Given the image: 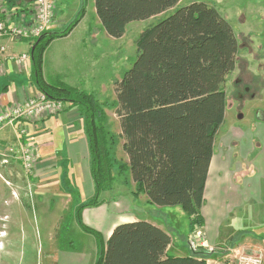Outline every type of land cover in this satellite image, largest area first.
<instances>
[{
	"label": "trees",
	"instance_id": "16d2710c",
	"mask_svg": "<svg viewBox=\"0 0 264 264\" xmlns=\"http://www.w3.org/2000/svg\"><path fill=\"white\" fill-rule=\"evenodd\" d=\"M181 1L95 0L97 17L115 40L125 36L129 24L174 10L141 33L137 60L116 83L115 112L127 164L118 161L115 138L104 125L107 117L92 94L43 81L46 49L55 38L67 37L83 12L65 30L49 31L53 36L41 41L31 58L40 92L77 107L83 119L96 194L80 206L77 221L102 249L96 264H208L189 254L171 255V235L152 222L121 224L105 244L82 220L84 209L104 203L101 196L113 189L115 172H128L152 205L181 207L189 217L190 232L203 225L209 168L226 117L224 84L236 69L239 42L215 7L193 2L176 9Z\"/></svg>",
	"mask_w": 264,
	"mask_h": 264
},
{
	"label": "crops",
	"instance_id": "0c3cea01",
	"mask_svg": "<svg viewBox=\"0 0 264 264\" xmlns=\"http://www.w3.org/2000/svg\"><path fill=\"white\" fill-rule=\"evenodd\" d=\"M262 3L264 0H256L255 5ZM5 4L12 14L14 12L15 19L8 21V25L12 26L16 24L17 17L29 18L33 0H5ZM81 13L83 17L77 27L67 37L55 38L46 49L42 77L46 84L61 83L87 92L92 76L91 73L81 74L80 63L83 60L77 55L79 51L87 53L84 59H90L95 69L98 54H103V35L106 34L97 17L95 0H55L51 31L59 30L62 22L72 21ZM246 33H250L249 29H246ZM3 43L8 51L0 55V63L4 64L0 72V115L12 106L24 105L42 93L35 83L32 61L23 67L16 65L10 58L28 52L31 54L34 41L8 39ZM24 44L27 48L22 47ZM75 46L78 48L77 55L74 54ZM256 99L260 100V104L264 103L262 98H253ZM63 104L64 107L56 114L47 112L34 119L16 122V128L8 126L0 129V171L7 181L11 179L18 182L19 176L27 188L35 191L36 197L49 200V204L38 205V208L31 206L41 214L40 222L43 229L47 230V261L52 264H96L100 255L99 243L91 236H82L83 231L79 228L75 213L78 205L92 200L96 194L88 140L79 110L69 103ZM247 114L248 117L246 114L239 116L241 121L247 120L245 124L240 122L242 125L239 127L232 124L231 130L219 142V134L216 138L206 183L205 203L201 210L203 225L197 231L204 234L210 246L240 247L249 252L264 253V106ZM227 117L226 110L225 120ZM22 128L27 133V143L34 148L37 157V170L33 175L23 170L15 154L6 151L9 148L18 152V143L23 138L18 141L15 132ZM18 166L22 172H19ZM6 189H1V192ZM64 194L75 198L67 205L59 204ZM120 194L117 199L110 197L103 200L101 197L103 204L82 212L83 224L101 234L105 244L117 226L143 220L129 212L144 211L138 209V204L135 205L137 200L129 199L126 193ZM15 205L13 207L21 213L28 209L26 205ZM68 213H72L71 229L77 235L78 247L73 243L67 246L65 244L70 242L62 241L65 224L69 221ZM147 221L166 229L161 222ZM172 248L178 247H171L170 253L173 252ZM175 254L188 255L181 248L176 249ZM217 254L222 253H214L213 258ZM222 255L223 261L219 262L224 264L227 256Z\"/></svg>",
	"mask_w": 264,
	"mask_h": 264
},
{
	"label": "rangeland",
	"instance_id": "374dc122",
	"mask_svg": "<svg viewBox=\"0 0 264 264\" xmlns=\"http://www.w3.org/2000/svg\"><path fill=\"white\" fill-rule=\"evenodd\" d=\"M193 2L206 3L209 6L215 7L221 16L232 26L235 37L240 45L237 56V68L227 77L226 83L224 84V90L227 94L228 117L221 127L218 137L219 142V140L231 130L232 124L239 127L247 122V120L243 122L244 120L241 121L239 119L241 114H246L248 117L247 112H253L259 107L264 106V103L260 104V100H253L252 98V95H254L259 99L262 98L264 101V85H259V83L264 80V11L262 13L264 3H262V5H255L256 0H182L176 9L185 7ZM173 13L174 10L172 9L157 17L145 21H135L129 24L126 29V34L122 39L113 40L107 37L104 33L102 42L103 54L102 56L100 53L98 54L97 66H95V69L93 68L94 66L90 59H84V55H87V53L85 54V52L81 53L79 51L77 55L78 48L76 46L74 47V54L83 60L80 63L77 59V62H79L81 66V74L91 73L90 76H92V83L90 87L86 89L87 93L94 96L107 117L104 125L106 131L111 133L115 138L116 157L122 164H127L126 160H128V158L122 149L123 140L121 128L115 112L117 102L115 92L116 83L121 79L124 72L131 69L135 64L138 57L137 41L141 33L148 27L158 23L160 19ZM242 16H244V18ZM72 22L73 20L62 22L59 26V30L55 31L59 32L65 30ZM246 29H249L250 31L248 35ZM96 35L98 36L99 34L96 33ZM22 47L27 48V45L24 44ZM251 48L255 50V52ZM242 78H245L244 81H242ZM238 79L240 80V85L236 83ZM249 80H251L250 83L248 82ZM244 87L250 89L248 91L249 94L240 100V98H237L236 94L244 91ZM63 107L64 104L61 109ZM74 108L78 109L77 107ZM61 109L57 111H60ZM34 118H36V116L31 119ZM240 122L243 123L241 124ZM5 127L8 126L2 122L0 124V129ZM9 127L16 128L14 125ZM22 131L25 132L24 128H22V130H17L15 132L16 137L18 138V141L23 138L25 142H22L23 140L20 142L27 145L29 150L33 153L34 148L27 143L25 138L27 136L23 135ZM20 144L18 143L17 153L14 149L11 151L9 148L6 151L8 152L9 150L11 154L16 155L23 170L28 174L29 172L25 169V166L20 160L22 154V146H20ZM10 153H7L6 155L10 156ZM3 163H5V161ZM36 163L37 157L34 162L32 175L35 174V171L37 170ZM18 169L19 172L23 171L19 166ZM117 174L118 172H115L116 179L113 189L102 194L101 197L103 200L110 199V197H115L114 199H117V197L121 196V192L122 194L126 193L129 199L135 198L137 200L135 205L138 204L139 210H144L136 211L135 213L131 211L129 212L134 214L136 218H143L141 221H147L149 219L161 222L165 225V228L172 237V243L174 246L181 248L182 251L189 255L203 258L211 264H214V261H223L224 256L222 254H217L216 258H213V254L212 252H209V248L205 252L194 251L190 243L194 240V236L197 234V228L195 231L190 232L189 217L181 207L158 208L152 206L146 195L137 191L136 186L129 178L128 172H125L124 174L120 173V175ZM17 178L19 179L18 182H14L11 179L7 181L2 177V172L0 171V264H52L51 261H47L48 247L45 238L47 230L43 229L40 222L41 214L31 208L33 205L38 208V205L49 204V200L47 198L42 200L41 198L36 197L35 191L27 188L26 183L24 184L19 176H17ZM30 184H28V186ZM5 187L7 189L1 192V189H4ZM73 198L75 197L70 194H64L63 197H61L59 204L67 205L73 200ZM125 202L127 201L125 200ZM84 203L86 202H83L82 204ZM15 204L21 207L22 205H26L28 209L23 211V213L18 212L15 207H13ZM82 204H77V210H75L76 217L78 215V209ZM127 204L129 205V202H127ZM13 208L15 209L14 211H12ZM121 209L124 210L123 207H121ZM127 213L128 211L125 212V214ZM71 215L72 213L67 214L69 221L65 224V229L63 230L64 238L62 241L70 242V244H65L67 246H72L73 243L75 247H78L79 242L77 240V235L73 233L71 229ZM81 234L82 236L95 238L93 235L85 233L84 231ZM203 237H205L204 234ZM95 240H97V238H95ZM178 248H172L173 252H171V255L180 256L175 254L176 249L178 250ZM221 262H219V264H222Z\"/></svg>",
	"mask_w": 264,
	"mask_h": 264
},
{
	"label": "built area",
	"instance_id": "2783aa9c",
	"mask_svg": "<svg viewBox=\"0 0 264 264\" xmlns=\"http://www.w3.org/2000/svg\"><path fill=\"white\" fill-rule=\"evenodd\" d=\"M13 14L7 9L5 0H0V54H6L7 52V46L3 43L5 40L35 41L41 35L51 31L55 17V0H33V7L31 8L29 18L27 19L28 16L23 18L17 17L16 24L9 26L8 21L15 19L13 18ZM10 58L16 65L24 67L31 61V54L28 52L11 56ZM3 66L4 64L0 63V72L3 70ZM62 105L63 102L48 99L45 94L41 93L37 97L30 99L24 105L12 106L7 111H4L0 115V124L4 122L6 126H11L21 120L31 119L34 116L39 117L41 114L47 112L56 114ZM22 134L27 135L26 131H22ZM20 146H22L20 160L29 172L28 174H32L36 160L35 153H32L27 145L21 143ZM190 244L194 251L205 252L209 248V252H212V254L222 253L226 255V264H264L263 252H249L240 247L210 246L200 231H197L194 240ZM207 262L211 264L209 261ZM214 264L217 263L214 261Z\"/></svg>",
	"mask_w": 264,
	"mask_h": 264
},
{
	"label": "flooded vegetation",
	"instance_id": "af4514ba",
	"mask_svg": "<svg viewBox=\"0 0 264 264\" xmlns=\"http://www.w3.org/2000/svg\"><path fill=\"white\" fill-rule=\"evenodd\" d=\"M244 79H245V78H242V81H244ZM254 80H255V79H254ZM261 80H262V79H261ZM239 81H240V80L238 79L236 83H238V84L240 85L241 83H239ZM250 81H251V80H249L248 82L250 83ZM252 82H253V81H252ZM246 84H247V83H246ZM262 84L264 85V80H262L261 83H259V85H262ZM243 89H244V91H242L241 93H237V94H236V95H237V98L242 99V98H244L245 96H248V94H249L248 91H249L250 89H249L248 87H244ZM255 97H256V96L252 95V98H255Z\"/></svg>",
	"mask_w": 264,
	"mask_h": 264
},
{
	"label": "water",
	"instance_id": "95a60500",
	"mask_svg": "<svg viewBox=\"0 0 264 264\" xmlns=\"http://www.w3.org/2000/svg\"><path fill=\"white\" fill-rule=\"evenodd\" d=\"M53 34H54L53 32H47V33L41 35V36L38 38L37 42H36L35 45L32 47V50H31V58L34 57V53H35V49H36L37 45H38L41 41H43L44 39L49 38V37H52Z\"/></svg>",
	"mask_w": 264,
	"mask_h": 264
}]
</instances>
